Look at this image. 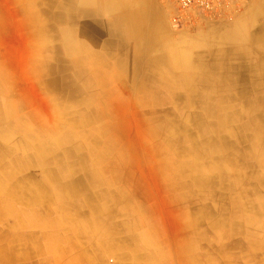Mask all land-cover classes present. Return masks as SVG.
<instances>
[{
	"label": "crops",
	"instance_id": "0c3cea01",
	"mask_svg": "<svg viewBox=\"0 0 264 264\" xmlns=\"http://www.w3.org/2000/svg\"><path fill=\"white\" fill-rule=\"evenodd\" d=\"M248 6L179 34L155 0H0L13 263L264 264V0ZM76 96L111 111L68 118Z\"/></svg>",
	"mask_w": 264,
	"mask_h": 264
},
{
	"label": "rangeland",
	"instance_id": "374dc122",
	"mask_svg": "<svg viewBox=\"0 0 264 264\" xmlns=\"http://www.w3.org/2000/svg\"><path fill=\"white\" fill-rule=\"evenodd\" d=\"M155 3L157 4L159 8L162 9L164 13V17L168 22L169 30L172 31L173 33L175 32L179 34L181 32H185L184 34H187V33H193V32H201V31L209 32L211 30L217 31V33L223 32L224 30H226L227 27H230L236 24L240 18H243V16L246 14V9L249 7L248 6L249 0H236L235 4L232 7H230L228 10L223 12L222 14L211 15V14H207L203 12L191 11L187 14V18L183 24H180L179 26H175L172 22V16L176 14L177 12H179L178 8L175 5L165 0H155ZM74 58L75 56H72V55L67 56L68 64H70ZM20 73L22 74L23 72H20ZM69 77L75 80L76 73L69 71ZM104 94L106 95V99L111 98L110 97L111 89L108 88ZM78 99H79V96H76L73 99H69L68 118L73 119L79 113H85L90 107L95 110L105 109L107 113L109 112V110L111 111V102H104L100 104L98 103L81 104V103H78ZM45 105L46 104H44V106ZM37 106H39L40 110L43 109L40 104H37ZM170 108H172L171 104H165L163 106V109L165 110L170 109ZM136 109H137L136 106L133 105L131 108V111L134 112ZM107 120L109 119H106L105 121ZM119 128H120L121 135L117 138H119L121 141V138L125 139L126 136L124 134V131L127 130L128 127L125 124H122V127H119ZM20 153H22V151H20ZM141 153H145V152H141ZM108 155L111 157V152H109ZM228 200L230 202V199ZM30 232L40 234L42 230L33 229V230L20 231L21 234L22 233L25 234L26 239H27V233L30 234ZM11 234L12 232L8 230L7 228L3 230V238L0 239V245L1 244L4 245L5 251H4V254L0 255V264H32V262L31 263H27V262L26 263H13L11 261V255L7 253L8 247L6 246L7 244H9L8 242L11 240Z\"/></svg>",
	"mask_w": 264,
	"mask_h": 264
},
{
	"label": "built area",
	"instance_id": "2783aa9c",
	"mask_svg": "<svg viewBox=\"0 0 264 264\" xmlns=\"http://www.w3.org/2000/svg\"><path fill=\"white\" fill-rule=\"evenodd\" d=\"M175 5L179 12L172 16L175 26L183 24L187 14L191 11L203 12L211 15L222 14L232 7L236 0H165Z\"/></svg>",
	"mask_w": 264,
	"mask_h": 264
},
{
	"label": "bare ground",
	"instance_id": "6f19581e",
	"mask_svg": "<svg viewBox=\"0 0 264 264\" xmlns=\"http://www.w3.org/2000/svg\"><path fill=\"white\" fill-rule=\"evenodd\" d=\"M111 5V4H110ZM259 5V4H258ZM136 21V20H135ZM151 22V21H150ZM129 23V22H128ZM54 28V27H53ZM97 37V36H96ZM133 39V38H132ZM99 40V39H98ZM97 40V41H98ZM93 42V41H92ZM137 48H138V46H137ZM51 68V67H50ZM114 73V72H113ZM112 73V74H113ZM227 77V76H226ZM229 77V76H228ZM236 77V76H235ZM115 78V77H114ZM230 79V78H229ZM189 82V81H188ZM256 85V84H255ZM186 86V85H185ZM262 101V100H261ZM87 120V119H86ZM87 122H89V121H87ZM90 125V124H89ZM100 136V135H99ZM63 137V136H62ZM65 137V136H64ZM97 137V136H96ZM196 142V141H195ZM96 143V142H95ZM98 143V142H97ZM83 144V143H82ZM94 144V143H93ZM84 147V146H83ZM105 149V148H104ZM103 154V153H102ZM214 158V157H213ZM252 171V170H251ZM236 173V172H235ZM261 173V172H260ZM239 175H240V173H239Z\"/></svg>",
	"mask_w": 264,
	"mask_h": 264
}]
</instances>
